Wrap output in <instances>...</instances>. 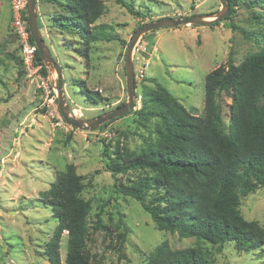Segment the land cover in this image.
I'll return each instance as SVG.
<instances>
[{"label": "rangeland", "instance_id": "1", "mask_svg": "<svg viewBox=\"0 0 264 264\" xmlns=\"http://www.w3.org/2000/svg\"><path fill=\"white\" fill-rule=\"evenodd\" d=\"M101 1L104 11L90 26V35L99 28L111 40L99 35L91 41L80 24H74L73 31L61 30L60 19L68 16L61 0H36L40 35L61 69L70 114L80 120L95 119L127 102L125 54L141 25L161 18L215 15L221 10L219 0H124L131 6V14L115 0ZM252 1L234 0L230 18L213 26L183 25L142 35L132 51L133 109L91 131L72 128L63 120L52 67L43 76L38 64L32 68L23 64L10 32L11 0H0V264H50L44 247L58 222L43 194L57 173L69 165L82 177L85 188L80 196L91 206L85 242L90 264H147L163 242L171 249H200L208 254L206 264H264L260 250L244 252L225 243L216 252L210 244L159 230L138 201L115 189V184L133 182L139 173L112 175L105 167L107 154H139L152 139L153 125L136 113L142 106V89L154 87L149 80L202 116L205 75L225 65L230 53L233 63L239 65L264 49V8ZM86 91H97L105 100L94 103ZM218 103L227 132L231 101L222 93ZM240 212L245 220L264 228V188L240 197ZM98 217L107 232L93 231ZM121 222L129 231L122 259L117 242ZM66 243L64 232L60 264H64Z\"/></svg>", "mask_w": 264, "mask_h": 264}, {"label": "trees", "instance_id": "2", "mask_svg": "<svg viewBox=\"0 0 264 264\" xmlns=\"http://www.w3.org/2000/svg\"><path fill=\"white\" fill-rule=\"evenodd\" d=\"M115 2L134 14L124 0ZM228 2L230 9L224 20L230 18L235 5L234 0ZM256 2L264 8V0L252 1ZM60 3L65 5L68 16L61 17L58 28L73 31V25L80 24L91 41L104 36L99 28L90 35V26L104 11L101 0H61ZM103 39L112 38L108 35ZM35 55L42 66V75L47 76L38 51ZM149 81L154 87L142 89V106L136 113L139 119L153 125L152 139L139 154L128 151L114 157L107 154L105 167L112 175L139 173L128 185L115 184L117 192L138 201L159 230L210 244L216 252H221L225 243H233L239 251L264 252V228L256 221L245 220L240 212V197L264 188V49L239 65L233 63L230 53L225 65L205 75L202 116H197L194 109L187 110L156 81ZM222 93L231 101L227 132L223 130L218 103ZM86 94L94 103L105 100L97 91ZM84 188L82 177L69 165L57 173L43 194L45 204L58 222L44 247L50 264L61 263L59 245L64 232L67 235L64 264H90L85 242L89 235L86 218L91 206L80 196ZM121 227L122 232L117 236L120 259L129 232L123 222ZM97 230L107 232L99 217L93 228ZM207 261L208 254L198 248L171 249L163 242L149 256L147 264H206Z\"/></svg>", "mask_w": 264, "mask_h": 264}, {"label": "water", "instance_id": "3", "mask_svg": "<svg viewBox=\"0 0 264 264\" xmlns=\"http://www.w3.org/2000/svg\"><path fill=\"white\" fill-rule=\"evenodd\" d=\"M221 5V10L215 15H193L186 16L180 19L174 18H161L156 21L141 25L133 34L128 48L125 54L124 68L126 73V93H127V102L115 109L96 117L92 120H80L76 117H73L70 114V108L66 104V101L63 97V78L61 75V69L56 63L55 59L52 57L50 50L46 46L44 40L42 39L36 15V0H27L26 14H27V23L28 30L34 45L38 51L39 56L42 59L43 64L46 69L55 70L57 75V86L56 89V102L58 105V110L63 118V120L70 125L72 128L78 130H97L101 125L116 120L126 114H128L134 107V96H135V80H134V69L132 63V51L135 47L138 39L149 32H153L162 28H175L183 25H196V26H209L211 24L220 22L225 19L226 15L229 12L230 6L228 0H219ZM213 18L212 21L206 22L204 19Z\"/></svg>", "mask_w": 264, "mask_h": 264}, {"label": "built area", "instance_id": "4", "mask_svg": "<svg viewBox=\"0 0 264 264\" xmlns=\"http://www.w3.org/2000/svg\"><path fill=\"white\" fill-rule=\"evenodd\" d=\"M27 0H11V26L10 32L16 38L19 45V55L23 64L27 68H32L38 64L36 60V46L31 41V36L28 30L27 14H26ZM37 69L41 70V65Z\"/></svg>", "mask_w": 264, "mask_h": 264}]
</instances>
